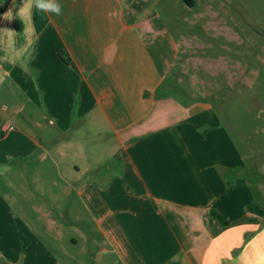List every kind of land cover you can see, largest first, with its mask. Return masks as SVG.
Masks as SVG:
<instances>
[{
  "label": "crops",
  "instance_id": "0c3cea01",
  "mask_svg": "<svg viewBox=\"0 0 264 264\" xmlns=\"http://www.w3.org/2000/svg\"><path fill=\"white\" fill-rule=\"evenodd\" d=\"M136 1L59 0L57 16L0 0V264H59L46 240L65 189L113 264H264L238 151L204 101L168 91L182 50ZM86 136L113 155L65 164Z\"/></svg>",
  "mask_w": 264,
  "mask_h": 264
},
{
  "label": "rangeland",
  "instance_id": "374dc122",
  "mask_svg": "<svg viewBox=\"0 0 264 264\" xmlns=\"http://www.w3.org/2000/svg\"><path fill=\"white\" fill-rule=\"evenodd\" d=\"M192 1L189 8L181 0H138V19L147 21L154 14L155 26L175 38L182 65L168 78L167 90L174 92V86V95L181 98L182 85L194 103L204 101L216 114L238 151L239 173L250 182L252 200L264 207V0ZM83 139L76 140V154L72 146L64 148L65 164L89 156L107 161L114 153L108 136ZM74 194L63 190L62 213L49 215L50 256L59 264H113L108 252L97 255L100 235L84 209L76 216ZM85 228L93 229L94 238Z\"/></svg>",
  "mask_w": 264,
  "mask_h": 264
},
{
  "label": "clouds",
  "instance_id": "9594fccd",
  "mask_svg": "<svg viewBox=\"0 0 264 264\" xmlns=\"http://www.w3.org/2000/svg\"><path fill=\"white\" fill-rule=\"evenodd\" d=\"M25 7L29 14L33 8L39 12L52 13L57 16L62 13V5L59 3V0H27Z\"/></svg>",
  "mask_w": 264,
  "mask_h": 264
},
{
  "label": "trees",
  "instance_id": "16d2710c",
  "mask_svg": "<svg viewBox=\"0 0 264 264\" xmlns=\"http://www.w3.org/2000/svg\"><path fill=\"white\" fill-rule=\"evenodd\" d=\"M185 5H187L189 8H192L194 6V2L192 0H181ZM213 218H216L220 223H223V220L220 216H217L215 214L211 215Z\"/></svg>",
  "mask_w": 264,
  "mask_h": 264
},
{
  "label": "built area",
  "instance_id": "2783aa9c",
  "mask_svg": "<svg viewBox=\"0 0 264 264\" xmlns=\"http://www.w3.org/2000/svg\"><path fill=\"white\" fill-rule=\"evenodd\" d=\"M10 128H11L10 125H7V126H5V127L3 128L2 132H5V131L9 130Z\"/></svg>",
  "mask_w": 264,
  "mask_h": 264
}]
</instances>
